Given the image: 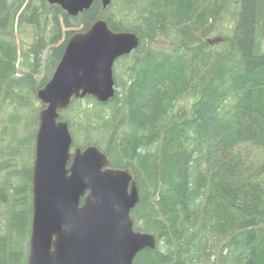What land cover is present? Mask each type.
<instances>
[{
  "label": "trees",
  "instance_id": "obj_1",
  "mask_svg": "<svg viewBox=\"0 0 264 264\" xmlns=\"http://www.w3.org/2000/svg\"><path fill=\"white\" fill-rule=\"evenodd\" d=\"M44 1L0 0V264L28 255L32 165L20 158L33 157L43 105L22 34ZM66 16L80 26L82 13ZM96 18L140 43L116 59L112 98H72L60 118L73 147L132 169L134 229L158 236L133 264H264V0H112ZM44 33H59L50 16Z\"/></svg>",
  "mask_w": 264,
  "mask_h": 264
},
{
  "label": "water",
  "instance_id": "obj_2",
  "mask_svg": "<svg viewBox=\"0 0 264 264\" xmlns=\"http://www.w3.org/2000/svg\"><path fill=\"white\" fill-rule=\"evenodd\" d=\"M68 16L96 0H45ZM112 0H99L103 8ZM135 32L113 31L103 18L75 31L49 80L36 91L38 112L31 169L32 213L26 264H133L158 236L135 230L130 216L139 200L131 168L109 166L94 144L73 147L60 119L72 98L105 103L115 94L113 66L138 47Z\"/></svg>",
  "mask_w": 264,
  "mask_h": 264
},
{
  "label": "rangeland",
  "instance_id": "obj_3",
  "mask_svg": "<svg viewBox=\"0 0 264 264\" xmlns=\"http://www.w3.org/2000/svg\"><path fill=\"white\" fill-rule=\"evenodd\" d=\"M99 6V0H96L91 9L86 10L82 13V21L78 28L71 26L68 22L66 13L58 5L49 4L48 2H40L34 9L35 15L37 17V25L35 29L26 28L22 34L23 41L28 46L31 43L35 47L34 53V64L35 70L33 71V90L40 88L44 82L46 83L52 75V72L55 69V66L63 52L64 46L66 44L69 36L78 29L87 28L97 17V8ZM52 17V20L56 22L59 27L58 35L54 36L50 42L43 41L44 33V23L46 17ZM61 17L64 21L61 23ZM16 37L17 33H16ZM20 36L16 40H20ZM218 40H221V37L216 35L211 38L212 43H216ZM17 67L21 70H24L28 73H31V70L19 62ZM186 101H181L185 103ZM35 104L40 105V101L35 102ZM26 111H22L24 113ZM33 127V126H32ZM31 127V128H32ZM17 135L22 136L26 133L23 128H19ZM32 158V159H31ZM33 157H30L28 154L22 155L20 162L22 163H31L32 165ZM22 167V165H21Z\"/></svg>",
  "mask_w": 264,
  "mask_h": 264
},
{
  "label": "bare ground",
  "instance_id": "obj_4",
  "mask_svg": "<svg viewBox=\"0 0 264 264\" xmlns=\"http://www.w3.org/2000/svg\"><path fill=\"white\" fill-rule=\"evenodd\" d=\"M61 119V118H60Z\"/></svg>",
  "mask_w": 264,
  "mask_h": 264
},
{
  "label": "flooded vegetation",
  "instance_id": "obj_5",
  "mask_svg": "<svg viewBox=\"0 0 264 264\" xmlns=\"http://www.w3.org/2000/svg\"><path fill=\"white\" fill-rule=\"evenodd\" d=\"M53 73V72H52Z\"/></svg>",
  "mask_w": 264,
  "mask_h": 264
}]
</instances>
